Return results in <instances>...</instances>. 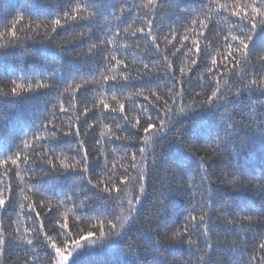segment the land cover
Here are the masks:
<instances>
[{"label": "snow or ice", "instance_id": "obj_1", "mask_svg": "<svg viewBox=\"0 0 264 264\" xmlns=\"http://www.w3.org/2000/svg\"><path fill=\"white\" fill-rule=\"evenodd\" d=\"M141 7L146 11L135 19L129 18V23L125 16L132 10L122 4L117 10L119 15L112 14L116 23L106 30L99 44H92L88 48L85 54L89 56L94 55V51L100 47L105 50L100 56L105 71L98 72V75L103 81L107 98L99 99L98 105L94 103L92 107L83 105L74 117H69L71 122L66 128L58 125L57 112L68 115L75 106H66L61 97L64 93L71 92L69 99H75V94L80 93L81 89L87 91V86L93 81L82 79L79 83L73 82L61 92L59 85L48 82L55 76V73H52L48 77L9 78L8 84L0 87V95L13 98L26 99L41 90L49 89H55L57 93V103L53 104V111L47 122H41L40 132H34L31 139L21 140L17 151L0 158V264H5L8 237H12L13 233L16 234L13 239L22 235L21 227L18 226L21 223L19 220L11 221L8 217L10 222H5L7 209L14 208L18 198L27 202L26 210L25 204L19 205L21 214L33 222L31 226H25L23 229L24 233H32L31 236L25 237L26 243L35 250L33 241H42L44 247L53 250L51 253H44L48 264H69L73 253L85 248V242L102 248L111 246L113 236L121 240L128 238L133 226L142 218L147 169L150 164L156 163L153 137L167 139V134L171 132L183 143L188 132L187 129L182 131L180 127H176L170 114L174 112V106L177 104L181 105L180 111H184V94L191 89L192 78L188 73L192 72V67L198 64L206 67L208 76L207 88L201 83L200 91H195L192 96L190 103L193 105L216 107L221 102L227 105L232 96L240 97L243 92L251 94L252 91H258L264 98V67L257 75L251 58L258 44L260 52L264 53V0H207L201 10V16L184 26L183 34L169 29L167 34L159 36L156 34V21L157 9L163 7L162 0H146ZM100 15L98 0H63V4L58 6L53 16L39 20H34L32 15L21 13L0 30V39L8 41L6 44L0 43V48L23 44L33 36L42 37L45 41H54L60 35V29L67 31L73 25L86 27L87 33L79 32L76 37L64 41L65 45L76 43L86 34L91 36L95 20ZM213 15L224 18L228 24L222 36L224 51H217L216 55L208 51L207 47L202 51L199 39L217 35ZM124 24L127 26H123ZM205 33H208V36ZM178 35L181 36L179 40ZM140 41H147L163 62L162 77L150 68V63L140 61L137 65L135 59L131 63L127 62L129 51L135 52L139 49ZM161 41L165 45L163 50ZM185 41H190V44L186 45ZM185 47L191 53V66L187 70L185 67H174V62L170 59V56L175 57L176 53ZM144 51L147 52V48ZM259 60L264 62V55H260ZM153 76H156L157 80H165V94L158 92L160 85ZM72 79L74 81V78ZM200 79L204 80L203 77ZM126 90L128 95L124 96ZM132 97H142L143 102L132 100ZM124 100L130 101L127 109ZM261 103L264 104V99H261ZM104 112L108 113L111 122L104 123L101 127V121L96 114ZM89 113H92L91 117ZM257 128L259 143L264 149V119L257 122ZM224 131L226 134H232L234 129L231 122L226 123ZM90 134L99 136V139L94 140L99 147L91 150L87 147L86 140ZM67 137H72L73 140H65ZM60 140H64L68 145L66 149L57 151L58 144L46 143ZM104 141L108 142L112 153L117 150L123 152L120 159L125 163H118L115 158L109 159V153L104 150ZM113 144L117 147L112 148ZM207 149L210 150L208 156H200L198 159V172L202 173L201 185L208 196L187 211L183 222L172 219L166 199H159L155 211L145 219L149 226V231L144 233L146 237L155 239L161 246L162 242L156 239L157 237H163L164 242H186L190 247L195 246L201 253L197 264H216L213 254L219 244L218 240L213 241L215 233L211 221L215 210L211 206L210 198L212 189L216 187L211 176L216 173L210 171L209 158L216 149L212 144H209ZM101 157L103 163H100ZM37 162L40 164V171L36 170ZM97 168L101 171L96 172ZM21 172L29 180L14 183V178L20 176ZM65 174L77 179L73 181L71 194L63 193L64 198L57 200L54 210L52 200L61 193L55 188L41 191L39 187L31 184L30 180L36 176L49 175L59 180ZM216 180L231 185L235 190L248 191L255 188L264 195V175L258 178L250 176L240 165H226L225 169L216 175ZM81 190L92 193L91 196H85L87 204L76 203ZM49 191L52 192L51 196ZM32 196L42 198L34 200ZM69 204H73L74 208H68ZM86 206H91V211L96 215L82 217L76 214L75 209H83ZM61 209L73 212L75 235L72 231H67L69 224L66 215L57 218ZM231 211L233 215L229 217L227 209L225 210L224 222L230 227L226 228L224 234L234 237L225 243L242 254L235 264H264V200L258 207L240 209L242 215L235 209ZM42 213L48 220L47 231ZM48 213H52V216ZM81 219L87 222L95 221L93 229L82 230L77 223ZM177 223L179 228H176ZM257 228L260 229L259 232L255 231ZM9 229L11 231H8ZM50 232L62 235L63 239L58 243ZM248 232L254 233L251 243L246 238ZM196 234L202 238V248L197 239L193 238ZM134 247L135 242L129 244L130 249ZM25 257L27 258L23 260V264H37L35 255L29 256L26 251ZM136 264L140 262L137 261ZM153 264L166 262L163 259H154Z\"/></svg>", "mask_w": 264, "mask_h": 264}, {"label": "trees", "instance_id": "obj_2", "mask_svg": "<svg viewBox=\"0 0 264 264\" xmlns=\"http://www.w3.org/2000/svg\"><path fill=\"white\" fill-rule=\"evenodd\" d=\"M145 2L146 0H98L101 15L95 20L91 36L86 34L82 40H77L76 43L65 45L64 41L76 37L79 32L87 33L86 27L73 25L67 31L60 29L58 30L60 35L54 41H45L42 37L33 36L31 40H27L23 44L0 48V81H2L0 87L7 85L9 78L48 77L52 73H55V76L49 79L48 82L59 85L61 92L73 82L79 83L82 79L93 81L87 86V91L81 89L80 93H76L75 99H69L72 95L71 92L64 93L61 97L66 106H75L68 115L57 112L58 125L66 128L68 123L71 122L69 117H74L83 105L92 107L94 103L98 105L99 99L107 98L103 81L98 75V72L105 71L100 60V56L105 50L100 47L94 51V55L89 56L85 54L88 48L92 44H99L106 30L116 23L112 14L119 15L117 10L122 4L132 10L127 12L125 16V19L130 23L131 19L129 18L135 19L137 15L142 16L146 11L141 7ZM162 2L163 7L157 9L156 24L158 31L154 29L158 36L167 34L169 29H175L183 34L184 26L189 25L191 20L201 16V10L207 0H162ZM61 4H63V0H0V30L21 13L32 15L34 20L44 19L46 16L51 17ZM212 19L215 22L217 35L208 36V33H205L208 39H199L202 51L207 47L208 51L216 55L217 51L221 53L224 51L222 36L226 32L228 24L224 18L216 15H213ZM123 26H127V24ZM190 31L191 29H189ZM180 38L181 36L178 35L177 40ZM0 43L6 44L8 41L0 39ZM184 43L188 45L190 41ZM139 44L140 48L135 52L129 51L127 62L131 63L135 59L137 65L140 61L150 63V68L162 77L164 64L159 59L158 54L153 52L147 41H140ZM60 45L64 46L61 47ZM164 47L165 45L161 41V50ZM145 48H147V52L144 51ZM260 55H264V53L260 52V45L258 44L251 57L257 75L261 73V68L264 67V62L259 60ZM170 59L173 60L174 67H185L187 70L191 66V53L187 51L186 47L181 48L175 57L170 56ZM217 60L219 61V56H217ZM208 62L210 63V60ZM188 75L192 78V84L191 89L184 94V111H180L181 105L177 104L174 106V112L170 114L171 119L175 121V126L180 127L182 131L187 129L188 132L183 143H180L176 135L171 132L167 134V139L153 137L156 163L154 165L150 164L147 169L148 175L145 181L147 189L142 201L144 210L141 220L133 226L127 239L121 240L113 236L111 246L101 248L88 245L85 242V248L74 252L69 264H72L73 259L74 264H136L137 261L140 264H153L154 259H163L166 264H197V258L201 253L195 246L190 247L186 242L183 244L164 242L163 237H157L156 239L162 242L161 246L156 243L155 239L144 235L149 231L145 219L155 211L158 200L166 199L172 219L174 221L179 219L180 222H183L187 211L194 204L198 205L203 198L208 196L201 185L200 176L202 173L198 172V159L200 156H208L210 150L207 149V146L209 144H212L216 149L215 153L209 158L210 171L215 172L216 175L219 174L220 170L225 169L228 164L242 166L250 176L258 178L264 175V171H262L264 149L259 143L257 128V122L264 119V104L261 103V99L264 98L261 97L258 91H252L251 94L243 92L240 97L232 96L227 105L221 102L216 107H199L191 104L190 101L195 91H200L199 85L201 83H204L205 88H207V68L198 64L192 67V72ZM200 77H203L204 80L201 81ZM72 78H74V81ZM153 79L157 80V77L153 76ZM157 82L160 85L158 92L162 95L165 94L167 92L165 80L161 78ZM127 95L128 91L126 90L124 96ZM56 96L55 89L41 90L26 99L0 95V158L3 155H10L12 152L17 151V146L21 144V140L31 139L34 132H40L41 122H47V118H50V113L53 111V104L57 103ZM131 99L143 102L142 97H132ZM123 102L127 109L130 106V101L124 100ZM96 115L101 121V127L104 123L111 122L106 112L97 113ZM91 116L92 113H89V117ZM227 122H231L234 129L230 135L224 131ZM95 139H99L98 134L96 136L90 134L86 138L87 147L90 150L99 147L94 143ZM65 140H73V138L67 137ZM46 143L58 144L57 151L68 147L64 140L47 141ZM103 146L104 150L109 153L110 160L115 158L118 163H125L124 160L120 159L123 152L117 150L116 153H112L107 141L103 142ZM111 147L116 148L117 145L113 144ZM100 163H103L102 157ZM35 167L37 171H40L39 162ZM100 171V168L96 169V172ZM216 175L211 176L212 182L216 184L210 197L212 199L211 206L215 210L211 224L215 233L213 241L218 240L219 244L214 251L213 261L216 264H235V261L241 259L242 254L225 243L226 240L234 238L224 234L226 228L230 227L224 222L225 210L227 209L229 217L233 215L232 209L242 215L240 209L249 206L258 207L260 202L264 200V195L255 188L248 191L235 190L231 185L218 182ZM76 179L75 176L67 174L62 175L59 180L51 175L36 176L30 180V183L39 187L41 191L55 188L57 192L61 193L60 196L52 200V206L55 210L57 200L64 198L63 193L68 192L71 194L73 181ZM28 180L29 178L24 177L23 172H21L20 176L14 178V183H23ZM48 194L51 196L52 192L49 191ZM91 195V192L81 190L76 198V203L87 204L85 196ZM40 198L42 197L32 196L34 200ZM21 203L25 204L26 210L27 202L19 198L14 208L7 209L5 222H10L8 217L11 218V221L19 220L21 223L18 226L21 227L22 235L17 239H13L16 236L15 233L12 234V237H8L9 243L5 264H23V260L27 258L25 257L26 251L29 256L35 255L37 257V264H48L44 253H51L53 250L44 247L42 241H33L36 245L35 250L26 243L25 237L31 236L32 233H24L23 229L25 226H31L33 222L28 220L26 215L21 214L19 207ZM68 208H74V205L69 204ZM75 211L77 215L82 217L96 215L91 211V206L75 209ZM48 215L52 216V213H48ZM65 215L68 217L69 224L67 231H72L75 235L73 212L61 209L60 213L57 214V218ZM42 218L45 220V230L47 231L49 227L48 220L43 213ZM77 223H79L82 230H92L95 221L87 222L81 219ZM179 226V223H177L176 228H179ZM8 231H11V229ZM255 231L259 232L260 229L257 228ZM49 234L53 233L50 232ZM53 235L58 243L63 239L62 235ZM253 235V232L246 234V238L250 243ZM193 238L197 239L201 248L204 246L201 242L202 238L198 234L194 235ZM132 242H135L134 249L129 248V244Z\"/></svg>", "mask_w": 264, "mask_h": 264}]
</instances>
